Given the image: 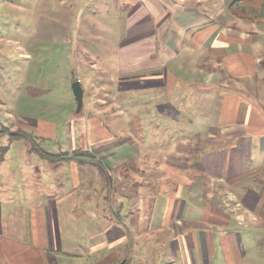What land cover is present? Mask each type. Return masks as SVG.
Instances as JSON below:
<instances>
[{
	"label": "crops",
	"instance_id": "0c3cea01",
	"mask_svg": "<svg viewBox=\"0 0 264 264\" xmlns=\"http://www.w3.org/2000/svg\"><path fill=\"white\" fill-rule=\"evenodd\" d=\"M130 1L134 53L124 65L118 56L117 90L161 87L171 97L189 81L220 100L204 134L184 136L173 158L147 161L152 169L177 170L185 187L200 189L185 200L200 194L205 204L199 212L143 217L120 206L112 218L78 213L67 195L0 196V264H264V239L253 248L249 242L264 234V19L233 17L235 0ZM141 40L146 55L137 54ZM166 106L169 120H182ZM74 218L87 219L78 233L61 223ZM94 219L105 226H91Z\"/></svg>",
	"mask_w": 264,
	"mask_h": 264
},
{
	"label": "rangeland",
	"instance_id": "374dc122",
	"mask_svg": "<svg viewBox=\"0 0 264 264\" xmlns=\"http://www.w3.org/2000/svg\"><path fill=\"white\" fill-rule=\"evenodd\" d=\"M130 9V0H0V148L8 147L0 196L67 195L78 213L92 209L112 218L120 206L141 217L202 209L200 194L185 200L199 187H185L177 170L152 169L147 161L173 158L184 136L213 123L220 100L189 81L175 86L171 97L161 87L117 90L118 56L124 65L134 53ZM134 45L137 54H147L146 42ZM75 80L84 88L81 113ZM167 103L181 121L169 120ZM83 221L61 223L78 233ZM260 239L264 234H251L250 247Z\"/></svg>",
	"mask_w": 264,
	"mask_h": 264
},
{
	"label": "trees",
	"instance_id": "16d2710c",
	"mask_svg": "<svg viewBox=\"0 0 264 264\" xmlns=\"http://www.w3.org/2000/svg\"><path fill=\"white\" fill-rule=\"evenodd\" d=\"M230 14L240 20L254 22L264 19V0H235L229 6ZM8 147L0 148V162H2L7 153ZM68 161V159H65ZM80 163H85L80 158ZM70 161V160H69Z\"/></svg>",
	"mask_w": 264,
	"mask_h": 264
},
{
	"label": "water",
	"instance_id": "95a60500",
	"mask_svg": "<svg viewBox=\"0 0 264 264\" xmlns=\"http://www.w3.org/2000/svg\"><path fill=\"white\" fill-rule=\"evenodd\" d=\"M71 86L77 103V113H81L84 106V88L79 80L73 81Z\"/></svg>",
	"mask_w": 264,
	"mask_h": 264
}]
</instances>
